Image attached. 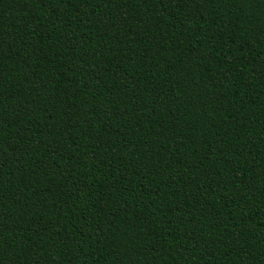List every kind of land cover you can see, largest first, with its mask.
I'll use <instances>...</instances> for the list:
<instances>
[{
	"label": "trees",
	"instance_id": "trees-1",
	"mask_svg": "<svg viewBox=\"0 0 264 264\" xmlns=\"http://www.w3.org/2000/svg\"><path fill=\"white\" fill-rule=\"evenodd\" d=\"M0 264H264V0H0Z\"/></svg>",
	"mask_w": 264,
	"mask_h": 264
}]
</instances>
